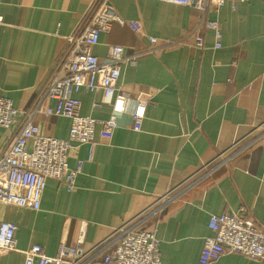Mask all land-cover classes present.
Here are the masks:
<instances>
[{
  "label": "crops",
  "instance_id": "1",
  "mask_svg": "<svg viewBox=\"0 0 264 264\" xmlns=\"http://www.w3.org/2000/svg\"><path fill=\"white\" fill-rule=\"evenodd\" d=\"M93 0H0V96L29 109L69 48ZM124 23L102 33L93 53L107 56L111 44L138 54L122 67L112 105L95 106L103 91L81 90L80 114L99 120L116 116L117 127H97L96 145L82 144L69 156L82 167L76 187L49 179L40 210L0 203V223H14L17 251L0 255V264H22V251L40 245L55 256L64 241L90 251L114 230L185 186L202 168L216 167L205 179L148 218L145 229L159 242L162 264H199L205 239L214 236L211 215L245 211L264 227V3L232 0L218 13L222 47L212 32L204 46L192 40L160 48L164 41L190 34L200 18L193 7L161 0H111ZM149 36L158 39L153 45ZM156 51H149L153 47ZM139 95L150 98L140 130L132 113ZM55 106L53 99L45 101ZM42 133L67 139L71 120L37 115ZM22 117L0 127V152L19 133ZM237 144L231 154L220 155ZM32 149V141L29 143ZM213 264H264L227 253Z\"/></svg>",
  "mask_w": 264,
  "mask_h": 264
},
{
  "label": "built area",
  "instance_id": "2",
  "mask_svg": "<svg viewBox=\"0 0 264 264\" xmlns=\"http://www.w3.org/2000/svg\"><path fill=\"white\" fill-rule=\"evenodd\" d=\"M186 5L200 11L201 15L189 35L179 39L166 40L159 46L167 48L185 44L188 40L197 48L204 46V32L210 31L215 38V47H222V32L218 19L207 17L210 12L218 13L227 0H161ZM232 0L235 9L238 2ZM264 3V0H263ZM3 19L0 17V24ZM114 23L124 20L113 7L111 0H93L91 9L77 31L69 38V48L44 85L38 98L29 109L15 107L12 99L0 96V127L11 129L22 117L24 124L19 133L0 152V203L40 210L43 194L49 179L61 180L67 189L76 187V178L82 167L69 165L70 153L82 144L90 145V158L96 145V131L100 125L105 133L117 127L116 116L99 120L80 114L81 103L76 94L81 90L103 91L101 102L95 106L112 105L118 90L122 67L136 64L138 54H128L126 47L111 44L106 58L100 59L93 53V47L100 42L102 33L110 31ZM153 45L158 39L149 36ZM156 46L149 51H156ZM53 99L55 106L45 103ZM150 98L139 95L138 104L132 117L134 129L140 130L145 118ZM37 115L68 117L71 126L67 139H60L42 133L34 122ZM32 141V149L29 143ZM232 145L220 157L233 156ZM222 163V162H221ZM205 166L180 190L169 192L153 206L130 222L114 230L108 237L97 243L90 251L83 248L85 229L81 230L76 245H68L62 239L55 256L47 255L43 247L33 245L22 251L25 260L22 264H162L156 232L145 229L149 217L160 214L166 206L177 200L183 193L208 177L216 167ZM209 227L214 236L205 239L199 264H213L227 253H237L254 260L264 259V227L245 211L211 215ZM12 222L0 223V255L17 251L15 231Z\"/></svg>",
  "mask_w": 264,
  "mask_h": 264
}]
</instances>
